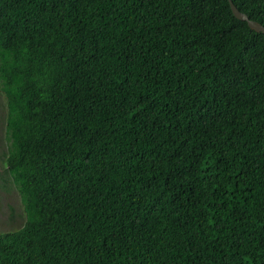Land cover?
<instances>
[{
  "label": "trees",
  "instance_id": "1",
  "mask_svg": "<svg viewBox=\"0 0 264 264\" xmlns=\"http://www.w3.org/2000/svg\"><path fill=\"white\" fill-rule=\"evenodd\" d=\"M0 92V264H264V35L228 0H0Z\"/></svg>",
  "mask_w": 264,
  "mask_h": 264
},
{
  "label": "rangeland",
  "instance_id": "2",
  "mask_svg": "<svg viewBox=\"0 0 264 264\" xmlns=\"http://www.w3.org/2000/svg\"><path fill=\"white\" fill-rule=\"evenodd\" d=\"M5 120L6 103L0 92V232L17 230L24 223L20 197L4 169V158L7 152Z\"/></svg>",
  "mask_w": 264,
  "mask_h": 264
},
{
  "label": "water",
  "instance_id": "3",
  "mask_svg": "<svg viewBox=\"0 0 264 264\" xmlns=\"http://www.w3.org/2000/svg\"><path fill=\"white\" fill-rule=\"evenodd\" d=\"M228 3L230 6V10L236 19L242 22H246L249 29L255 31L256 33H261L262 35H264V27L262 25H260L257 22L249 20V18L245 14L239 12L236 9V7L233 5L232 0H228Z\"/></svg>",
  "mask_w": 264,
  "mask_h": 264
}]
</instances>
